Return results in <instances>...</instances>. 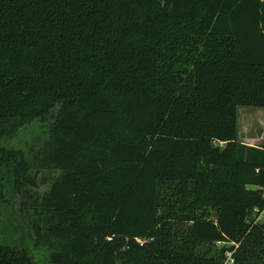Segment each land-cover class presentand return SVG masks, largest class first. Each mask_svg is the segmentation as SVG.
Masks as SVG:
<instances>
[{"label":"trees","instance_id":"trees-1","mask_svg":"<svg viewBox=\"0 0 264 264\" xmlns=\"http://www.w3.org/2000/svg\"><path fill=\"white\" fill-rule=\"evenodd\" d=\"M238 107L264 109V0H0V202L29 218L0 264H264Z\"/></svg>","mask_w":264,"mask_h":264},{"label":"rangeland","instance_id":"rangeland-1","mask_svg":"<svg viewBox=\"0 0 264 264\" xmlns=\"http://www.w3.org/2000/svg\"><path fill=\"white\" fill-rule=\"evenodd\" d=\"M40 126V129H28L19 136V143L24 144L31 154L38 152L46 135V125ZM237 134L238 140L245 145L264 146V109L238 107ZM15 144L18 145V143ZM56 175L58 173L40 172L36 176L37 186L31 190L33 197L36 198L44 195ZM5 195L7 199L0 202V238L8 245L12 243H24V232L27 229L29 218L21 208L23 200L19 197L9 199V195L7 193ZM28 214L31 215L30 212ZM262 218L264 217L260 216L259 220Z\"/></svg>","mask_w":264,"mask_h":264},{"label":"built area","instance_id":"built-area-1","mask_svg":"<svg viewBox=\"0 0 264 264\" xmlns=\"http://www.w3.org/2000/svg\"><path fill=\"white\" fill-rule=\"evenodd\" d=\"M262 191V197L264 198V187L261 189ZM227 257L230 258V254H227Z\"/></svg>","mask_w":264,"mask_h":264},{"label":"crops","instance_id":"crops-1","mask_svg":"<svg viewBox=\"0 0 264 264\" xmlns=\"http://www.w3.org/2000/svg\"><path fill=\"white\" fill-rule=\"evenodd\" d=\"M248 146V145H247ZM250 147H256V146H250ZM261 147H263V146H261Z\"/></svg>","mask_w":264,"mask_h":264}]
</instances>
